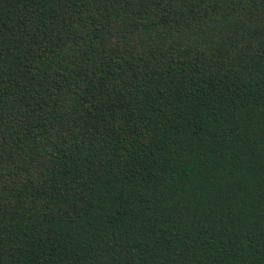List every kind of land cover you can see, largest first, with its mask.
<instances>
[{
	"label": "trees",
	"instance_id": "1",
	"mask_svg": "<svg viewBox=\"0 0 264 264\" xmlns=\"http://www.w3.org/2000/svg\"><path fill=\"white\" fill-rule=\"evenodd\" d=\"M0 264H264V0H0Z\"/></svg>",
	"mask_w": 264,
	"mask_h": 264
}]
</instances>
